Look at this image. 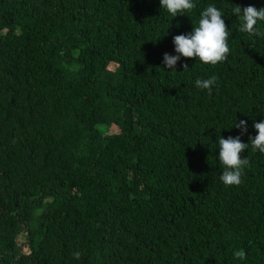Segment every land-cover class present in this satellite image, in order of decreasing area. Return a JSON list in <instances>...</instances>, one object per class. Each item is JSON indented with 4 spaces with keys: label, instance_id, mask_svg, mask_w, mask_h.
Instances as JSON below:
<instances>
[{
    "label": "trees",
    "instance_id": "16d2710c",
    "mask_svg": "<svg viewBox=\"0 0 264 264\" xmlns=\"http://www.w3.org/2000/svg\"><path fill=\"white\" fill-rule=\"evenodd\" d=\"M194 3L0 0V264H264V36L232 13L264 0ZM208 5L228 58L168 69ZM238 135L249 165L226 186L218 141Z\"/></svg>",
    "mask_w": 264,
    "mask_h": 264
},
{
    "label": "clouds",
    "instance_id": "9594fccd",
    "mask_svg": "<svg viewBox=\"0 0 264 264\" xmlns=\"http://www.w3.org/2000/svg\"><path fill=\"white\" fill-rule=\"evenodd\" d=\"M161 7L175 17L178 14H185L196 7L194 0H160ZM232 13L241 20L239 31L256 35L264 36L256 27L258 21H264V8L257 9L254 6H247L243 9L237 5L232 9ZM229 29L222 18V12L215 5H208L200 13L198 25L193 28L189 34L175 35L173 43L177 55H169L164 53V64L168 69L175 70V65L184 58H196L203 64L216 66L218 63L224 62L231 51L228 43ZM188 67L187 64L184 68ZM216 77L212 76L208 79H197L195 85L200 89H207L209 92L212 86L216 83ZM236 128L240 129L241 135L247 132V122L240 120L235 122ZM257 130L255 137H249L252 151L259 150L264 153V121L254 124ZM218 157L224 171L220 176L221 181L226 186H239L242 183L243 169L249 165V160L241 158V153L248 149L249 143L241 141L240 136L235 138H220ZM80 253H74L76 259L80 258ZM234 257L240 260L245 259L246 253L242 250L235 251Z\"/></svg>",
    "mask_w": 264,
    "mask_h": 264
}]
</instances>
